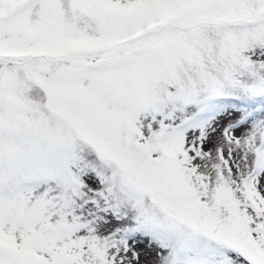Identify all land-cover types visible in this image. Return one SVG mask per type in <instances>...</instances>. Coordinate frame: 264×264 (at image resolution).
<instances>
[{
  "label": "snow or ice",
  "instance_id": "obj_1",
  "mask_svg": "<svg viewBox=\"0 0 264 264\" xmlns=\"http://www.w3.org/2000/svg\"><path fill=\"white\" fill-rule=\"evenodd\" d=\"M0 264H264V0H0Z\"/></svg>",
  "mask_w": 264,
  "mask_h": 264
},
{
  "label": "rangeland",
  "instance_id": "obj_2",
  "mask_svg": "<svg viewBox=\"0 0 264 264\" xmlns=\"http://www.w3.org/2000/svg\"><path fill=\"white\" fill-rule=\"evenodd\" d=\"M154 255V254H153ZM149 259H151V257H149Z\"/></svg>",
  "mask_w": 264,
  "mask_h": 264
}]
</instances>
